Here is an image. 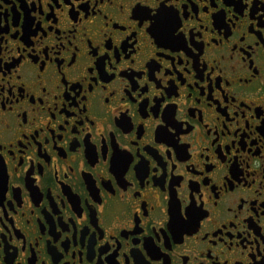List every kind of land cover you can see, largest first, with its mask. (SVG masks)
<instances>
[{
  "label": "flooded vegetation",
  "instance_id": "1",
  "mask_svg": "<svg viewBox=\"0 0 264 264\" xmlns=\"http://www.w3.org/2000/svg\"><path fill=\"white\" fill-rule=\"evenodd\" d=\"M0 264H264V0H0Z\"/></svg>",
  "mask_w": 264,
  "mask_h": 264
}]
</instances>
